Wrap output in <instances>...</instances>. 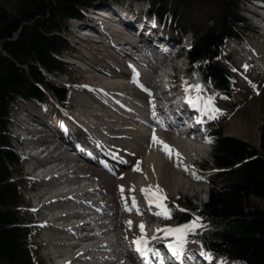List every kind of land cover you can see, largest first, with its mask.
Listing matches in <instances>:
<instances>
[{"label":"trees","instance_id":"16d2710c","mask_svg":"<svg viewBox=\"0 0 264 264\" xmlns=\"http://www.w3.org/2000/svg\"><path fill=\"white\" fill-rule=\"evenodd\" d=\"M108 1L119 0H0V264H40L21 210L22 182L14 177L22 157L11 145L13 109L20 101L46 103L47 91L60 104L68 101L69 89L47 82L43 72L65 70L58 56L68 49V20ZM149 2L153 13L184 33L191 31L188 59L194 78L207 90L210 81L216 90H229V74L216 59L227 38L242 36L239 0ZM259 112V146L223 135L220 128L210 131L214 168L204 176L209 198L205 203L179 200L205 224L197 235L203 249L244 264H264V102ZM186 212L174 211L173 217L185 221Z\"/></svg>","mask_w":264,"mask_h":264},{"label":"bare ground","instance_id":"6f19581e","mask_svg":"<svg viewBox=\"0 0 264 264\" xmlns=\"http://www.w3.org/2000/svg\"><path fill=\"white\" fill-rule=\"evenodd\" d=\"M246 9L252 17L260 20L264 27V14L257 13L251 7ZM132 29L129 24L124 28V32L111 28L108 30L109 33L104 36V39L115 37L118 41H126L128 39L127 34L131 33ZM73 41L74 43H81V46L76 48L78 53L73 56L82 63H77L75 60L69 61L80 67L82 74L80 77L82 83L74 85L79 92V94L74 96V104H77L78 108L74 109L72 104L69 105L73 111L72 115L62 110L32 112L29 108L25 109L26 113H23V120H30L33 123L37 122L38 125L42 123V130L36 132L39 137L35 142H43L42 145L44 146L39 151V155L45 153V159L41 162V168H43L41 172L43 173L40 174L41 178L39 181V185L43 187V190L38 194H34L33 197L37 199L38 196H41L39 198H44L45 200L42 206L36 208L35 211L39 213L40 209L44 207L49 214L47 220V222H50L49 232L55 230L56 233L63 234L62 236L60 234V236L51 237L48 244L52 245L55 250L57 249L59 258L65 257L64 262L70 259V263H85L86 261H91L88 257L89 254L100 251L104 255L97 261L103 263L145 264V259L140 261L132 255V251H135L133 240L140 235V230L137 226L141 221L146 225L150 247L155 248L156 246L165 245L164 242L171 238L161 241H152L150 239L154 234L162 235L156 233V229L165 226L162 218L153 215L151 212L148 215L143 213L142 210H146L148 205L140 189L148 185L155 186L158 184L167 197L172 195L173 185L181 187L182 184L181 173L185 171L181 168V163L183 161L191 162L196 157L193 154L189 156L190 154L188 155L186 151L189 148L190 150L198 151L191 143L176 135L171 130V127H167L165 123L162 126L157 123V119L162 117L164 113L156 104V100L160 101L159 97L151 94L152 92L150 91V89L153 91L159 89L161 93L162 91H164V94L169 93L172 88H175L173 84L166 91L162 87V83L164 81L168 82V79L171 83L178 84L176 87L179 86L180 83L177 82L181 81L182 67L181 64L173 62L172 59L167 62L170 57L168 55L163 63L170 69L169 73L162 71V64L156 69L146 70L142 64H137L136 66L128 64L123 59L124 52L118 53V56L109 54L103 45V41L93 42V44L89 45L84 41H78L75 36ZM138 43H142V40L139 39ZM257 51L262 54V64L264 65V47L258 46ZM227 53L228 56H232L233 53L240 54L241 52L238 48L232 47ZM129 55L125 53L126 57H130ZM234 62H239L237 66L242 69L241 60H234ZM257 67L262 69L259 65ZM137 73L138 76L136 75ZM261 74H264V72L262 71ZM208 96L210 95L206 97ZM227 99L228 97L224 94L214 96V107L219 109V112L215 113L216 115L223 111L220 109L221 107L219 108V105H222ZM232 100L240 102L242 98L236 96ZM153 106L156 113L155 118L152 114ZM226 112L228 111L226 110ZM209 113L212 116L215 115L211 112ZM46 118L51 119V121H47ZM67 122H70V125ZM85 128H91L97 133V142L91 141L93 138L84 130ZM151 128L155 130L158 138L174 149L171 159L161 150L160 145L151 143L153 133ZM75 131L76 134L77 132L79 134L84 133L80 137L83 143L79 144L78 140L74 138ZM90 142L94 147H97V143H104V146L108 149L102 147L101 150L95 152L92 150ZM31 145L34 147L32 149L38 147L34 146V144ZM72 150H75V155L73 159H69L67 152ZM175 153H179V156H176ZM36 161L40 162L39 159ZM138 161L141 162L142 171H133ZM53 163L54 166L52 165ZM38 167V165H34L30 167L29 171L32 170L30 171L31 173L35 172L39 169ZM55 171H58L57 177H52L53 179L42 178L43 175ZM59 171H63L65 176ZM73 172H79L80 175H87L92 179L90 183L84 184V187L78 191L79 197L82 198L77 200H72L70 188L65 189V186L71 182L77 184V176ZM139 175H142V177L139 178ZM120 177L123 178L121 179ZM90 179L88 178V180ZM133 185L135 186V191L129 192L128 189ZM120 186L125 189V198L135 196L140 211L143 213L142 215H137L135 210L132 212L124 210ZM87 197H91L93 200L88 201L86 200ZM65 201H72L75 208L81 209L87 206L94 212L80 209L78 211L72 210V205H62ZM128 203L129 205L131 204L130 199ZM63 209L71 211L65 213ZM105 209H107L106 212L103 211ZM55 211L56 213H54ZM94 213L101 215L104 221H99V218L91 220L94 217ZM79 218L83 221L77 227L78 234H74L72 235L73 238H70L72 219ZM129 220L133 221L131 229H128L126 225V221ZM151 221H156L157 224L154 225ZM59 222H63L66 225L60 226L57 224ZM87 226L105 229L103 233L97 235L80 236L81 231L86 230ZM175 226L177 225L175 224ZM63 240H73V242L68 243L70 247L66 248ZM188 240H191V238H188ZM80 242H86V245L81 247ZM71 249L76 251L70 254ZM226 264L243 263L237 260H230Z\"/></svg>","mask_w":264,"mask_h":264},{"label":"rangeland","instance_id":"374dc122","mask_svg":"<svg viewBox=\"0 0 264 264\" xmlns=\"http://www.w3.org/2000/svg\"><path fill=\"white\" fill-rule=\"evenodd\" d=\"M127 4L133 6V7H141L144 9L146 5L136 4L132 2H126L123 1L121 3L122 6H128ZM252 5L251 3H242L240 4V15L245 18V23L240 26L242 28L243 38L242 42L239 43V45H235L238 49H240L243 53L242 54H235L233 53L232 56L229 58L226 57V54H222L219 58V63L224 66L225 70L229 73L231 76L230 84H231V91H217L215 92L214 96H217L219 94H224L228 97L226 102H224L222 105H219V108L222 109L219 113V115H215L212 117V121L209 123L208 127L212 126H219L221 128V132L223 135H229V136H235L242 139L249 140L250 143L254 144L255 146H259V132H260V122H261V115L259 112L261 103L264 102V74H261V72H264V65L262 64V54L257 51V47H264V34L261 32V29L255 27L252 20L246 18L245 16L248 15V11L246 12L244 8ZM130 7V6H129ZM247 10V9H246ZM72 24V21L68 23V26ZM172 27V24H170ZM172 31L175 32L177 37H180L181 32L178 29L172 28ZM66 39L68 40L71 47H73V52L71 53L72 56H69V52L64 53L61 55V59L66 63V69L63 74H45L46 81L52 84H59V85H65L70 88L74 87V85L81 84L82 79L81 77V71L80 67L76 66L75 64H70L67 62V60L70 61L69 57H72L71 59H74L75 61H79L74 58L73 55L78 53L79 45L74 43L72 34L68 32L65 34ZM188 38V36H187ZM244 44V47L242 46ZM91 45V44H90ZM228 43L225 44L227 47ZM224 51V50H223ZM225 52V51H224ZM107 59V58H105ZM108 60V59H107ZM185 60V59H184ZM235 61H242V69H239L237 65H239V62ZM245 60V61H243ZM247 60V61H246ZM82 63V62H81ZM187 63V62H186ZM237 63V64H236ZM255 64V65H254ZM185 65V62H183V66ZM259 65L262 69L257 67ZM259 72H258V71ZM80 75V76H79ZM188 78L191 79V77L188 75ZM79 79V80H78ZM78 80V81H77ZM77 90L71 89V93L69 96V102H67V105L72 104L73 108L76 109L77 104H74L73 95L77 94ZM47 99H48V105L45 110H43L37 103L32 101L27 102H20L17 104L16 108H14L12 112V124L9 128V134L11 136V142L13 144L14 149L18 152V150H22V148L16 147L15 141L13 140V136L18 133L16 130L18 129V124H21V120L24 117L23 112H25V109L31 110L32 112H44L47 110H62L66 112V107H60L57 105L56 99L54 98V94L50 91L46 92ZM236 96H239L242 98V101H236L232 100V98H235ZM226 110L228 112H226ZM211 151L212 147H210V151L207 154H201L198 160L194 162L192 165V168L189 166L188 161H183L181 163V168L184 169V173H181V187L177 185H173V193L172 195H168L167 197V205L170 208H175V206L178 205L177 198L178 197H185L193 203H202L205 202L208 198V185L203 180V174L206 173V169L213 168L214 164L212 162L211 158ZM189 156H197L194 150H190V148L186 151ZM190 152V153H189ZM42 155H45L43 153ZM198 157V156H197ZM29 160L25 158L23 160L22 166H21V172L15 173L14 177L17 178L20 182H22V198H23V207L26 211L25 216L23 217L25 221L27 222V225L31 227L32 231V244L33 248L37 250V258L39 259L40 264H51V261L47 254V245L50 242L51 237L53 235L60 236V234L57 232L54 234L53 230L52 232H49L48 229L44 227L38 226V224H41V217L40 213L37 212V214H33L34 221H31V215L27 212H33L34 206L32 204V193L29 192L27 189L30 187L28 184L24 182V179L28 178L30 179L31 185H39L36 184V182L32 179L30 175V167L28 168V162ZM188 171V172H187ZM184 174V175H183ZM195 174V175H193ZM77 176V174H76ZM85 177H89L87 175H84ZM145 176V175H144ZM142 175H139V178H141ZM196 177H199L197 179ZM92 181V180H89ZM93 182H95L93 180ZM183 186V188H182ZM181 188V189H180ZM41 196H38L37 199ZM67 201L62 203L63 206H66ZM180 208V206H179ZM182 209V208H181ZM34 213V212H33ZM187 214V212H186ZM189 214V213H188ZM187 214V215H188ZM190 218L193 217V215H188ZM164 226H175L180 225L179 222L177 223L175 220H164ZM152 224L156 225V221H151ZM58 225L62 226L63 223L59 222ZM204 227L197 230L196 234H190L188 238H194V236L198 235L199 232ZM45 232V233H44ZM49 232V233H48ZM52 233V234H51ZM49 234V237H48ZM63 234H61L62 236ZM171 242V239L168 240ZM193 245H198V243H192ZM57 250V249H56ZM68 256V255H67ZM65 257H63V260Z\"/></svg>","mask_w":264,"mask_h":264},{"label":"snow or ice","instance_id":"6c2138e0","mask_svg":"<svg viewBox=\"0 0 264 264\" xmlns=\"http://www.w3.org/2000/svg\"><path fill=\"white\" fill-rule=\"evenodd\" d=\"M138 76V73L136 74ZM194 75H196L194 73ZM136 82V81H134ZM185 92L190 93V91L194 90L197 93V96L193 98L191 95H188L186 98V103L189 104L190 107L195 109H200L204 114H207L209 112L215 114L219 112V109H216L214 107V96H208L207 98H204L199 95V93L204 91L203 86L199 83L197 80L194 82V84L189 85L187 81H185ZM141 87H143L141 85ZM202 106V107H201ZM153 116L156 117V113L154 111L153 106ZM158 122L163 125V121L158 120ZM200 121H198L199 123ZM206 143H211V139H206ZM151 143L160 145L161 150H163L166 155L169 156L171 159L174 154V149L171 148L170 145H168L166 142L158 138L155 134V130H153L152 136H151ZM176 156H179V153H175ZM141 162H137L136 165L133 168V171H142V168L140 166ZM195 175V174H193ZM121 179L123 177H120ZM199 179V177H196ZM121 191V197L124 201V210L127 212H132L133 210L136 211L137 215H142L143 213L140 211L138 201L136 200L135 196H130L129 198L124 197V187L120 186ZM129 192L135 191V186H131L128 189ZM142 195L144 196L145 202L148 205L149 211L164 220H171L173 219V213L174 211H180V212H186V209H181L179 206H175V208L168 207L166 201L167 196L164 194V191L160 186L157 184L155 186L148 185L144 188L140 189ZM131 200V204L129 205L128 201ZM155 209V211H153ZM201 217L194 216L192 220L177 225L175 227L173 226H165L163 228H157L156 233H160L162 235H156L154 234L150 239L152 241H161V240H168L171 238V242L167 243L165 246L168 248V250L173 254L177 255L185 251L186 245L188 243H198V241H189L188 236L190 234H196L197 230L204 227L200 223ZM126 225L128 229H131L133 227V221L129 220L126 221ZM140 230V235L136 237L133 240V244L135 246V251H137L142 257H147L149 253H151L154 256H159L158 250H156L154 247H150L149 243L150 240L147 237L146 233V225L141 221V223L137 226ZM202 255H207L210 259V254L203 253ZM145 264H147V261H145ZM160 264H163V261H160Z\"/></svg>","mask_w":264,"mask_h":264}]
</instances>
